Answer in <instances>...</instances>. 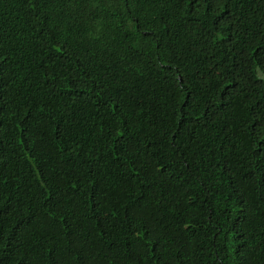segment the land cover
<instances>
[{
    "label": "trees",
    "instance_id": "1",
    "mask_svg": "<svg viewBox=\"0 0 264 264\" xmlns=\"http://www.w3.org/2000/svg\"><path fill=\"white\" fill-rule=\"evenodd\" d=\"M0 264H264V0H0Z\"/></svg>",
    "mask_w": 264,
    "mask_h": 264
}]
</instances>
